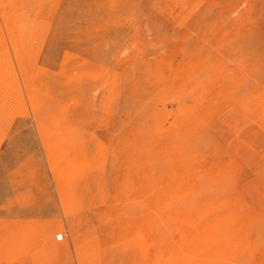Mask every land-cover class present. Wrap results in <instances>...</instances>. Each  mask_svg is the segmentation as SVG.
Segmentation results:
<instances>
[{
  "label": "rangeland",
  "instance_id": "rangeland-1",
  "mask_svg": "<svg viewBox=\"0 0 264 264\" xmlns=\"http://www.w3.org/2000/svg\"><path fill=\"white\" fill-rule=\"evenodd\" d=\"M0 264H264V0H0Z\"/></svg>",
  "mask_w": 264,
  "mask_h": 264
},
{
  "label": "bare ground",
  "instance_id": "bare-ground-1",
  "mask_svg": "<svg viewBox=\"0 0 264 264\" xmlns=\"http://www.w3.org/2000/svg\"><path fill=\"white\" fill-rule=\"evenodd\" d=\"M171 182V181H170ZM166 183H167V181H166ZM179 194V193H178ZM166 203V202H165ZM164 204V203H163ZM186 204V203H185ZM184 205V204H183ZM207 206V205H206ZM205 207V206H204ZM206 208V207H205ZM208 209V208H207ZM206 209V210H207ZM203 212V211H202ZM175 212H173V214H174ZM200 213V212H199ZM171 215H172V213H171ZM178 215V214H177ZM176 215V216H177ZM175 216V217H176ZM199 216H201V215H199ZM220 216V215H219ZM207 217H208V215H207ZM177 218V217H176ZM178 219H179V216H178ZM207 220H205V221H208L209 220V218H206ZM197 220V219H196ZM203 221H204V219H203ZM161 222V221H160ZM202 222V221H201ZM201 222H199V223H201ZM178 223V222H177ZM209 223V222H208ZM205 223L203 222V225H204ZM202 225V226H203ZM206 225V224H205ZM201 226V227H202ZM200 226H199V229L201 228ZM204 227H206V226H204ZM210 228H211V225L209 226ZM184 228V227H183ZM207 229V227L204 229V232H205V230ZM26 230V229H25ZM186 230V229H185ZM187 230H188V228H187ZM191 230V229H190ZM210 230V229H209ZM183 231V230H182ZM202 231V230H201ZM207 231V230H206ZM186 232H188V231H186ZM193 232H194V230H193ZM209 232V231H208ZM202 233V232H201ZM189 235V234H188ZM191 235V234H190ZM201 235V234H200ZM60 236H62V234H56V239L57 240H61L62 239V237H60ZM185 237V236H184ZM194 249V248H193ZM189 250V249H188ZM196 250V249H195ZM32 251V250H31ZM190 251H192V250H190ZM194 251V250H193ZM197 251V250H196ZM121 252V251H120ZM184 252V251H183ZM192 253V252H191ZM198 253V252H197ZM211 253H213V251L211 252ZM215 253V252H214ZM197 255V254H196ZM188 256H189V254H188ZM218 256V255H217ZM203 257H205V256H203ZM213 260V259H212ZM202 261V260H201Z\"/></svg>",
  "mask_w": 264,
  "mask_h": 264
}]
</instances>
